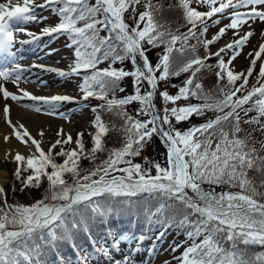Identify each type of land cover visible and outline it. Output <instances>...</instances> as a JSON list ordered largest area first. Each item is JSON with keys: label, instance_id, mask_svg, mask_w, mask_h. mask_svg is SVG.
Instances as JSON below:
<instances>
[{"label": "snow or ice", "instance_id": "1", "mask_svg": "<svg viewBox=\"0 0 264 264\" xmlns=\"http://www.w3.org/2000/svg\"><path fill=\"white\" fill-rule=\"evenodd\" d=\"M138 5H143L144 11L137 16ZM49 6L59 22L54 27L44 28L43 33L67 34L71 41L68 47L75 46L74 65L69 72L58 74L67 77L91 70V75H85L79 86L82 99L94 97L104 103L91 109L96 113L92 122L95 131L89 133L93 146L87 152L84 133H77L73 141L72 135L62 128L57 130V139L45 151L42 147L44 130L39 131L40 140L34 138L23 123L12 121L10 106L5 104L2 116L11 132L3 135L4 142L14 137L29 151L27 156L19 151L14 155L6 152L5 160L16 164L14 180L22 185L21 191L41 187L45 178L48 187L45 195L30 205L7 204L5 190L0 187V197L4 198L0 206V264H47L44 257L48 252L57 250L61 242H70L75 247V233L90 234V221L103 219L113 212L114 209L100 198L114 200L143 194L157 201L153 209L145 208L149 224L175 227L183 231L186 240L192 241L176 258L179 264H264V253L248 252L250 246L264 247V139H256L257 133L264 137V63L260 64L256 84L248 87L249 77L253 76L257 61L264 54V43L254 54H248L251 59L246 70L236 72L231 67L254 35L250 30L241 36L239 29L249 21L264 22V0H175L169 8L179 10L184 22L179 27H187L183 33L179 27L173 30L167 20L157 19L162 16L163 5L153 0H95L94 4L88 0H44L39 5L35 0H7L0 3V94L5 100L27 98L40 102L47 108L38 103L22 107L53 116L57 115L59 102L73 98L35 96L24 89H19L21 95H16L4 86L7 81L18 86L22 78L23 69L19 64L4 66L15 56L11 51L16 42L14 32L25 31L16 26L36 21L35 9ZM205 6L207 11L198 10ZM126 13L132 24L126 22ZM217 14L229 18L230 23L211 40L200 39L208 31V20ZM212 23L219 24L220 19ZM227 29L236 30L234 35L239 38L215 53L204 57L197 54L198 45L207 51ZM101 31L107 34L100 36ZM26 34L37 39L30 32ZM261 36L264 37V31ZM192 39L197 43L190 44ZM160 47L163 52L153 65L147 52ZM229 50L232 55L225 62L221 54ZM175 54L182 59L177 61ZM212 56L217 58L216 65L206 63ZM105 60H111L112 64L128 60L132 70L111 65L106 69L97 68ZM202 72H214L216 91H205ZM182 73L188 76L176 95L159 91L160 83H167L171 77ZM126 77L132 78L134 93L118 99L115 93L125 91L120 82ZM145 82L150 90L141 94ZM157 92L164 104L163 114L153 102ZM191 98L201 103L168 107L169 102L175 105L181 99ZM134 102L140 105L136 116L127 110ZM99 110L116 117L121 122L119 127L106 124ZM206 112L215 113L214 118L184 131L172 123L173 118L180 123ZM59 116L69 119L64 113ZM141 116L146 119H139ZM243 125H248L249 130ZM110 131L121 135V147L108 150L107 158L100 165L81 169L82 159L95 161L96 154L105 151L103 140ZM154 135L167 149V166L149 162L150 167L145 168L133 163L131 158L139 156ZM73 143L75 147H65ZM57 147L59 151L53 154ZM56 157H62L63 162L57 163ZM250 171L260 175L259 183L250 178ZM25 173L30 174L25 176ZM66 175L72 177L71 184L65 179ZM204 185L238 190L217 193L211 188L206 190ZM175 206L182 209L178 219L175 213L167 214ZM127 239V235L113 236L112 247L119 248ZM138 239L142 241L144 236ZM179 247L181 245L176 246ZM96 250L110 257L108 247ZM78 259L81 264H87L88 255L78 254ZM125 264H130L127 258Z\"/></svg>", "mask_w": 264, "mask_h": 264}, {"label": "trees", "instance_id": "2", "mask_svg": "<svg viewBox=\"0 0 264 264\" xmlns=\"http://www.w3.org/2000/svg\"><path fill=\"white\" fill-rule=\"evenodd\" d=\"M88 2L90 4H94L95 0H88ZM153 2L163 5L162 16H158L157 19L162 18L170 22L173 30H175L177 27H179L180 25L184 23L183 20L180 18L181 14L179 10L169 8V5L174 4L175 0H153ZM143 11H144L143 5H138L137 6V16L140 12H143ZM125 19L127 23L129 24L133 23V21L129 19L128 13L125 14ZM179 31L180 33L186 32L187 27H179ZM106 34L107 33L104 31L100 32V36H105ZM65 35L70 44L71 41L69 40L68 35L67 34ZM200 39L208 40V38L206 37V33L202 37H200ZM189 43L196 44L197 41L195 39H192L189 41ZM177 47H179V44L177 45ZM72 49L75 51V46H73ZM162 52H163L162 47L152 48L147 52L148 58L153 65H155V63L157 62L158 54H161ZM209 53H213L209 46H208L207 51L203 48V46L201 45L197 46V54L200 55L201 57H204L208 55ZM175 56H176L177 61L182 59L178 54H175ZM221 56L225 60V62H227L225 54L222 53ZM206 63L211 64V65H216L217 58L215 56H212L209 60L206 61ZM110 65L111 67L116 68V69L123 68L126 71L132 70V64L128 60H125L123 62H116L115 64H112L111 60H105L102 63L98 64L97 68L106 69V68H109ZM257 73H258L257 71H254L253 76L249 77V85H248L249 88H251V86L256 84ZM85 75H91V70L80 72L78 77L81 83L83 82V77ZM200 75L203 76V80L201 82L204 85L205 91H208L210 89L213 91H216L215 85H216L217 78L214 75V72H202ZM187 76H188L187 73H182L180 76L171 77L168 81L169 83L172 82L171 83L172 85L169 87L170 91L169 90H166V91H168L169 94L171 95H176L178 92V88L183 85V81L187 79ZM173 85H176L177 87H173ZM120 87L124 88L125 91L124 92H120L118 90L116 91L115 95H116V98L118 99L134 93L133 82H132L131 77L124 78L120 82ZM161 87L163 86L161 85L159 87V91H163ZM146 90H150V89L148 88V85L145 82L143 86L141 87V94H144ZM111 96L112 94L110 93L109 98H111ZM159 99H160L159 92H157L156 96L154 97V101H157ZM103 103L104 101L96 99L94 97L91 99H87V101L85 102V104H87V109L89 110H91L93 107H98L99 105ZM189 103L197 104V103H201V101H198L195 98H191L190 100H187V101L181 99L180 101H177L175 105L169 102L168 107L169 108L173 106L180 107V106H185L186 104H189ZM139 107H140L139 103L134 102L133 104L127 106V110L130 115L136 116V112ZM99 114L101 115L102 120L106 124H108L110 127L112 124H116L117 127H119L121 122L116 117H114L111 113L104 111V110H99ZM161 114H163L162 111H161ZM95 115L96 113H93V120L95 119ZM241 115H243V113H241ZM249 115H254V113H250ZM214 116H215V113L206 112L205 115L203 116L193 115L189 120L183 121L180 123H176L175 119L173 118L172 123L177 129L184 131L192 127L193 125H200L204 123L207 119L214 118ZM138 118L146 119V117H143V116L138 117ZM243 127L246 130H249L248 125H243ZM94 131L95 129L91 125L89 130L84 132L83 141L85 144L86 152L87 150H90L92 148L91 137L89 133H93ZM241 135H243V133ZM256 139L260 140V139H264V137H261L260 134L257 133ZM103 142L105 146V151L97 153L95 161H91L89 159H82L80 161L81 169L89 170L95 166L100 165L107 158L108 154L106 152L108 150L121 147L122 137L118 132L110 131L107 134V136L104 137ZM65 147L69 149L73 148L71 144ZM257 147H259V144H257ZM58 151H59V147H57V149L54 150L53 154H55V152H58ZM142 152H145V154L147 155V160L145 159L144 162L142 163L141 160L138 161L136 159V157H138L136 156L134 158H131L132 161L136 159L138 163L141 164L145 168L150 167L149 162L159 163L161 164V166H165V167L167 166V163H166L167 149L165 148L164 144L161 143V140L158 136L154 135L151 141L146 145V147L143 149ZM56 162L62 163L63 158L56 157ZM121 166H124V165H121ZM13 173L14 171L10 172V180L8 184L4 187L7 204L9 205H17V204L30 205L34 203L36 200L41 199L45 195V191L48 187L46 178L42 180L41 187L39 188L29 187V188H25L24 191H21L20 189L22 185L20 184L19 181L14 180ZM28 174H24V175L26 176ZM82 174L84 173L82 172ZM155 174H156L155 168H152V175H155ZM249 176L255 182L259 183L260 175L258 173H256L255 171H250ZM65 179L68 181V183L70 184L72 183V177L70 175H66ZM212 186L222 187V188H225L226 190H231V191L238 190L235 188L230 189L227 186H217V185H212ZM212 186L204 185L203 187L206 190H209V188ZM100 199H101V202L104 203L105 205H110L114 209L113 212L109 214L108 216L104 217L103 219L97 218L95 221H90V234L84 233V232L75 233L74 235L75 247H73L72 243L70 242H61L57 250L48 252L44 257V259L47 261V264H55L57 259L61 257H67L68 260H73V259H76V253H80L81 255V253L83 254L85 252H92L96 245L102 244L107 233L115 234L118 237L120 235H127L130 237L139 238L141 235H143L144 237L145 236L154 237L156 235H160V233L163 232L164 235L162 237H164L165 239L167 238L168 235L171 236L170 240H174L175 237L177 238L179 237L180 240L185 243V246L182 248V250L177 255H175V259L177 257H180L181 254L184 252L185 248H187L192 243L191 240H186V237L182 230H179L175 227H165L159 223L149 224L145 216V208L153 209L157 201H154L151 198H149L147 194H143V195L136 196V197H117L114 200H104L103 198H100ZM3 203H4V198L0 197V206H2ZM181 212H182V209L179 206H175L173 209H169L167 214L172 215L173 213H175L176 218L178 219ZM93 241L96 242L95 245L93 244ZM176 246L177 245L175 244L172 247L176 248ZM57 251L59 255H57ZM248 252L249 254L264 253V247L250 246L248 249ZM176 261L177 262L174 264H179V260L176 259ZM66 264H69V262H66Z\"/></svg>", "mask_w": 264, "mask_h": 264}, {"label": "rangeland", "instance_id": "3", "mask_svg": "<svg viewBox=\"0 0 264 264\" xmlns=\"http://www.w3.org/2000/svg\"><path fill=\"white\" fill-rule=\"evenodd\" d=\"M37 5L43 4L44 0H35ZM199 11H207V7H199ZM244 11V9H241ZM35 15L37 17L36 21L28 22L25 24L17 25L16 27L23 28L25 31L14 32L16 37V42L13 45V48H20L22 51L24 49L23 45H29L31 48H35L36 54L31 56V59L40 63L41 65L47 68L45 75L41 81L32 82L31 84L35 85L37 88H45L47 90L61 89L64 93L72 97L71 101H63L58 103V107L56 109L57 115L50 116L51 118L58 119L61 121L67 122L71 128L70 131L65 133H70L73 137V141L77 139V133H84L88 131L93 122V113L91 110L87 109L84 104L85 100L82 99V94L80 91V79L77 78L76 75H70L67 77H61L58 73L60 71L69 72L70 68L73 66V62L76 59L75 51L68 47V40L64 34H53V35H45L43 33V29L46 27H54L58 20L55 15H52L49 7L45 8H36ZM46 18V19H45ZM220 19L219 24H213L212 20ZM230 23L229 18H221L219 14L216 17H213L208 20V31L206 32V37L208 40H211L214 35L219 33L221 28H224L227 24ZM264 22L259 20L249 21L248 24L243 25L239 29L240 35H244L248 31H253L254 35L249 39L248 43L241 50V54L232 62L231 67L234 68L235 71H244L250 66L249 53H255L261 43H264V37L261 36V31H259V27L263 26ZM264 28V27H263ZM236 30L227 29L225 34L218 41H224L225 44H229L233 42L235 39H238V36L234 35ZM30 32L34 34L37 39L33 40L31 36L26 33ZM29 41V43H20V41ZM217 41V42H218ZM213 43L209 45L212 52H217L214 50V45L217 43ZM226 61H228L232 55V52L226 51L224 52ZM30 58V56L25 53H20L18 55V60H25ZM18 62V61H15ZM264 63V54H262L261 59L257 61V65L255 71L259 72L260 64ZM7 66L8 65H4ZM48 69H55L56 71H49ZM27 81V80H26ZM8 82H4L5 88L9 90ZM172 82L160 83L159 87L162 85L161 89L163 91L169 90V87L172 85ZM170 91V90H169ZM12 93V92H11ZM1 98L3 99V104H7L8 100H5L1 94ZM9 99V98H8ZM157 110H163L162 105L163 101L160 98L157 101H154ZM8 105V104H7ZM42 105V104H41ZM40 106V105H39ZM46 109L47 105L41 106ZM59 113H64L69 116L68 120L62 119L59 116ZM42 114V113H40ZM48 116V115H47ZM59 129L51 131L45 140V148L46 151L50 144L57 139L56 132ZM72 147H75V144H71ZM91 146L92 140H91ZM108 154V151L106 152ZM147 155L145 152H142L136 159L144 162ZM134 159L133 163H138V161ZM5 170L7 172L6 181L2 184L4 187L8 184L10 180V172L15 171L16 164L11 162V160H4ZM28 174V173H25ZM1 185V184H0ZM211 189L217 188L216 192H220L219 189L226 190L222 187L212 186ZM209 188V189H210ZM113 236L108 237L102 245L99 247H108L110 250V257H105L102 253L94 250L93 253L88 254L87 264H125V259L130 262V264H174L175 255L185 246V243L180 240V238L175 237L174 240H169L170 238H162L160 240L156 238L143 239L142 241L136 237H129V239L124 240L120 243L119 248H113ZM118 238V237H117ZM104 244L106 246H104ZM179 244L181 247L177 248L173 251V245ZM84 254V253H83ZM81 253V255H83ZM68 261L67 257L61 261L56 262V264H63L62 261ZM73 264H81L80 261L74 262Z\"/></svg>", "mask_w": 264, "mask_h": 264}, {"label": "bare ground", "instance_id": "4", "mask_svg": "<svg viewBox=\"0 0 264 264\" xmlns=\"http://www.w3.org/2000/svg\"><path fill=\"white\" fill-rule=\"evenodd\" d=\"M5 2H7V0H0V3H5ZM263 27L264 25L260 26L258 28L259 31L261 30L264 31ZM225 46L226 44L224 41H218L214 45V50L218 51L220 48ZM23 47H27L24 50V52L28 53L30 55V58L25 60H19V62H14L15 60L14 58L17 57L10 59L11 63L7 64L8 67H12L13 64H19L23 69V71L21 73L22 78L18 86L12 83L11 81L8 82L9 90L16 95H21L19 89H24L35 96H44V97H51L55 95L67 96L64 93V91L61 89L47 90L45 88H37L35 85L31 84L32 82L41 81V79L45 75H47L48 72H46L47 68L45 66L31 59V56L36 54L35 48H31L29 45L28 46L23 45ZM7 100H8L7 104L10 106L11 119L14 123L17 121L23 123L30 132V134L38 140L41 139V137L39 136V131L41 129L44 130L45 134L44 137L42 138L43 148H45L46 137L51 131L61 128L64 130V132L70 131L71 126L67 122L54 119L51 118L50 116L36 113L32 110L22 107V105L30 104V103H38L41 107L43 106V104L40 102H33L28 100L27 98L20 101H13L10 98ZM4 106L5 105L3 104V99L1 98V94H0V184H3L7 178V172L4 166L6 152L11 151L13 155L15 154L16 151H19L26 156L29 154L28 149L22 146L14 137L11 138L8 143L4 142L3 135L10 134L11 132V129L8 127L2 116V110Z\"/></svg>", "mask_w": 264, "mask_h": 264}, {"label": "water", "instance_id": "5", "mask_svg": "<svg viewBox=\"0 0 264 264\" xmlns=\"http://www.w3.org/2000/svg\"><path fill=\"white\" fill-rule=\"evenodd\" d=\"M215 191L217 190V188H213ZM220 192L224 191L223 189H219Z\"/></svg>", "mask_w": 264, "mask_h": 264}]
</instances>
